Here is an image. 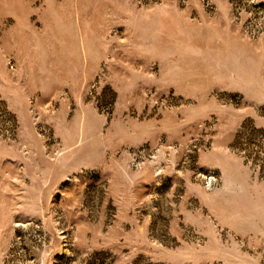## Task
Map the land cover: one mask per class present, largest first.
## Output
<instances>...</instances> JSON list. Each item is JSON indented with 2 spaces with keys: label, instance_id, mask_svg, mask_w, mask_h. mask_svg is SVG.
Wrapping results in <instances>:
<instances>
[{
  "label": "rangeland",
  "instance_id": "374dc122",
  "mask_svg": "<svg viewBox=\"0 0 264 264\" xmlns=\"http://www.w3.org/2000/svg\"><path fill=\"white\" fill-rule=\"evenodd\" d=\"M0 264H264V0H0Z\"/></svg>",
  "mask_w": 264,
  "mask_h": 264
},
{
  "label": "crops",
  "instance_id": "0c3cea01",
  "mask_svg": "<svg viewBox=\"0 0 264 264\" xmlns=\"http://www.w3.org/2000/svg\"><path fill=\"white\" fill-rule=\"evenodd\" d=\"M182 18V23L178 21L177 23L183 27V37L185 41H192L196 36H199V40L205 41L208 44L213 43V47L215 48L213 53H206V56L216 59H227L221 62V64H232L237 62L239 64L246 63L245 58L247 59L249 55L247 52L242 50L239 51L235 48L238 46L237 30L225 16V13L220 14L219 12L213 21H205L198 25L191 20H187L184 16ZM212 27L215 31H212Z\"/></svg>",
  "mask_w": 264,
  "mask_h": 264
}]
</instances>
